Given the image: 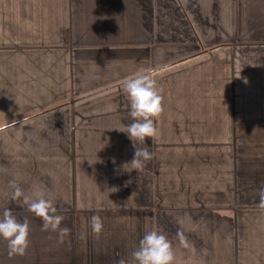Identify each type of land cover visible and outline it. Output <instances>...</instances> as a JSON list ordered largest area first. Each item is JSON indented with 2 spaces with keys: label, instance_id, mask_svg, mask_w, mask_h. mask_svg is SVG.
<instances>
[{
  "label": "crops",
  "instance_id": "1",
  "mask_svg": "<svg viewBox=\"0 0 264 264\" xmlns=\"http://www.w3.org/2000/svg\"><path fill=\"white\" fill-rule=\"evenodd\" d=\"M138 73L163 97L158 134L134 145L153 157L142 171L127 164L123 87ZM243 146L258 147L253 162ZM245 169L264 177V0H0V215L27 219L30 242L9 257L0 239V264H131L153 230L174 264H264V216L252 214L264 209L241 210L236 196L191 203L199 189L218 200L243 189L256 176ZM11 181L52 200L70 229L63 243L12 199ZM164 189H186L190 210L164 204Z\"/></svg>",
  "mask_w": 264,
  "mask_h": 264
},
{
  "label": "clouds",
  "instance_id": "2",
  "mask_svg": "<svg viewBox=\"0 0 264 264\" xmlns=\"http://www.w3.org/2000/svg\"><path fill=\"white\" fill-rule=\"evenodd\" d=\"M130 101V117L133 123L127 127V136L135 144H145L146 138L155 137L158 130L155 120L161 114L162 99L157 90L155 79L148 73H138L127 78L123 83ZM152 154L147 147L135 148L132 160L127 163L132 169L142 171L146 163L152 159ZM13 189L12 199L19 200L27 206V210L42 220V231L58 233L59 242H64L70 229L60 227L64 217L57 213L51 199L45 197L43 190L34 193L35 198H31L24 193L15 182H10ZM258 207L264 209V189L259 193ZM91 229L94 234H100L103 230V221L99 216L91 217ZM29 223L27 219L23 222L17 220L12 211L5 209L0 215V239L7 243L8 256H24L29 247ZM177 238L182 246L187 247V238L182 232H177ZM131 264H174L175 254L171 242L161 232L156 230L147 232L139 241L138 247L131 254ZM118 264H128L121 259Z\"/></svg>",
  "mask_w": 264,
  "mask_h": 264
},
{
  "label": "rangeland",
  "instance_id": "3",
  "mask_svg": "<svg viewBox=\"0 0 264 264\" xmlns=\"http://www.w3.org/2000/svg\"><path fill=\"white\" fill-rule=\"evenodd\" d=\"M253 131L251 132H247L244 131V136L247 139L248 137H246V134H249V137H256V135L252 134ZM262 132V131H261ZM245 139V140H246ZM251 139V138H249ZM223 149V147H221ZM233 146L230 147H225V150L227 151V153H232L233 152ZM238 154H241L242 151L240 150V147L237 148V152ZM258 147L256 146H243V155H244V163L246 162H253V159L255 156L258 155ZM234 155V154H233ZM245 155H249V156H245ZM235 167H237V163L235 161L231 162ZM246 174H256V176H250V177H245L244 178V183L239 182L238 184L241 185V187L243 189H220L222 191V198L220 200H218L219 194L215 193L213 194L212 191H214L215 189H199V193H193L192 196V204H204V205H211V204H215L212 206H216V203L223 200V203L225 204H231L229 207L234 206V201H235V196L237 197V203H238V208H241V210H245V211H255L258 209H261L258 207L259 204V193L261 191V189H264V177H259L257 175V171H254L252 173L251 170L245 169ZM260 175V174H259ZM194 180V179H193ZM250 180V181H247ZM231 181V180H230ZM247 181V182H246ZM260 185H263L262 188H259ZM186 189H164V197H165V201L164 204L166 205H170L172 207V205L174 204L176 206L175 211H178L179 213H181L182 210H190L189 208H185L184 209V202L186 201L187 197H185V192ZM138 196V193L137 195ZM153 196V195H152ZM151 195H149V198L151 199L152 197ZM134 197V196H133ZM197 198H199L198 200H196ZM168 204H167V203ZM187 202V201H186ZM214 202V203H212ZM221 207L218 208L217 210H221L224 213H227L229 215H232V211L229 209V207L225 208ZM195 208H192V210ZM215 208L211 209L210 211H214ZM164 210H168L171 211L172 208H167L165 207ZM231 213V214H230ZM245 214L249 213V212H244ZM252 214H255L253 216H259V217H263L264 216V212H253ZM264 231V225H261V229L260 232Z\"/></svg>",
  "mask_w": 264,
  "mask_h": 264
}]
</instances>
